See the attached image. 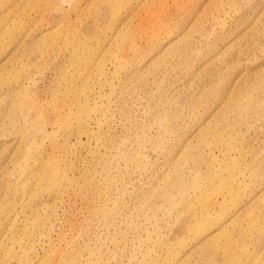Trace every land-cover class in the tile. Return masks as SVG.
I'll return each mask as SVG.
<instances>
[{
  "label": "rangeland",
  "instance_id": "rangeland-1",
  "mask_svg": "<svg viewBox=\"0 0 264 264\" xmlns=\"http://www.w3.org/2000/svg\"><path fill=\"white\" fill-rule=\"evenodd\" d=\"M0 264H264V0H0Z\"/></svg>",
  "mask_w": 264,
  "mask_h": 264
}]
</instances>
